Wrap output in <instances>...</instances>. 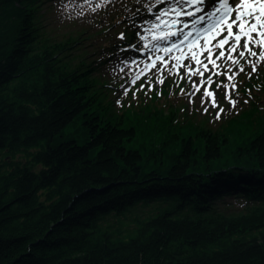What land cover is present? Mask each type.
Returning <instances> with one entry per match:
<instances>
[{
    "label": "trees",
    "instance_id": "16d2710c",
    "mask_svg": "<svg viewBox=\"0 0 264 264\" xmlns=\"http://www.w3.org/2000/svg\"><path fill=\"white\" fill-rule=\"evenodd\" d=\"M51 2L0 0V264H264L262 109L216 127L185 104L115 109L111 56Z\"/></svg>",
    "mask_w": 264,
    "mask_h": 264
},
{
    "label": "rangeland",
    "instance_id": "374dc122",
    "mask_svg": "<svg viewBox=\"0 0 264 264\" xmlns=\"http://www.w3.org/2000/svg\"><path fill=\"white\" fill-rule=\"evenodd\" d=\"M236 2L238 3V0ZM51 3L57 4L52 13L55 20L65 24L62 31L77 33L86 28L88 33H96L91 40L85 41L89 44L85 51L92 52V57L103 59L111 54L99 72L112 87L109 95L115 109L146 107L148 104L168 109L170 103L173 106L185 104L188 117L197 122L206 121V124L212 127L255 104L264 113V87L250 88L249 83L247 84L251 77L264 74V59L260 58L264 48L250 44L249 47L258 55L250 56L246 53L245 57H240L238 53L243 50L244 39L242 38L241 47L236 52L230 51L233 43L230 39L223 48L218 47L216 43V48L210 49L211 55L206 51L192 59L191 52L181 64L179 57L183 55L185 46H172L178 43V39L183 35L174 37L170 33L181 30L180 27L171 25L174 21L184 20L171 13L163 14L162 10L169 6L167 0L160 8V0H52ZM153 11L155 14L148 18L147 15ZM121 15L122 17L117 19ZM158 15L161 17L159 20ZM100 30L106 33V36L99 35ZM129 32L130 39L126 40L125 33ZM224 36L226 35L221 39ZM158 37L163 38L157 39ZM106 42H112L114 48L119 49L122 46V49L120 52L115 50L116 53L110 52V49L106 51L101 47ZM123 44L128 45L127 52L122 51L125 49ZM133 48H136V51ZM221 51L225 55L217 59ZM229 56L238 63L234 64L228 59ZM196 60L200 63L197 64ZM212 60H215V66L211 63ZM253 63L255 69L252 67ZM205 64L207 69L203 68ZM136 74H139V78L133 83ZM243 75L246 78L242 79ZM229 76L233 78L230 80ZM167 81H171L172 85L169 95L164 98L162 91ZM181 83H185V86L176 93V88L172 89L171 86ZM154 92L163 97H153ZM85 129L86 124L78 118L75 124L66 129V133H72V137L82 143L86 138ZM96 153V150L92 151V155ZM226 198L237 205L241 204V201L232 196Z\"/></svg>",
    "mask_w": 264,
    "mask_h": 264
},
{
    "label": "snow or ice",
    "instance_id": "6c2138e0",
    "mask_svg": "<svg viewBox=\"0 0 264 264\" xmlns=\"http://www.w3.org/2000/svg\"><path fill=\"white\" fill-rule=\"evenodd\" d=\"M161 3H164L165 0H160ZM168 8L163 9V14L168 15L169 13L180 17L188 16L195 17L197 13H203L198 16L199 21H205L208 17H217L218 13H222L211 26V29L204 28V32L212 31L211 38L214 39L217 35H220L223 32H226L227 35L219 41L218 47L223 48L225 44L229 43L231 39L233 43L230 46V51L236 52L238 48L241 47L240 42L242 38L244 39L243 50L239 51L238 55L240 57H245L246 53L250 56H257V52L253 51L250 44H254L257 47L264 48V0H239L237 3L236 0H167ZM204 6V7H201ZM206 8L213 9L212 11H206ZM161 17L158 15L157 20ZM196 21L194 20L193 23ZM174 23H182V21H174ZM187 23H184V27H187ZM236 28V31H233V28ZM255 34V35H253ZM170 35H183L184 39L192 36V33L189 32L186 35L183 34L182 30H178L175 33H170ZM163 37H158L161 39ZM184 40H181L183 43ZM172 47H176L173 44ZM171 51V49H168ZM196 53H192V59H196ZM209 55H211V50L209 49ZM225 54L223 51L219 53L220 57H223ZM260 58L264 59V53L260 54ZM232 62L238 63L237 60H234L231 56L228 57ZM196 63L199 64L200 61L196 60ZM211 63L215 66V60H212ZM253 69H255V64H252ZM204 69H207V64L203 65ZM243 71V68L240 69ZM192 75L201 74V73H191ZM139 78V74H136L132 80L135 83V80ZM230 80L232 76L228 77ZM163 83V81H160ZM212 95V93H208ZM227 95V93H226ZM233 105L235 101L232 102Z\"/></svg>",
    "mask_w": 264,
    "mask_h": 264
}]
</instances>
